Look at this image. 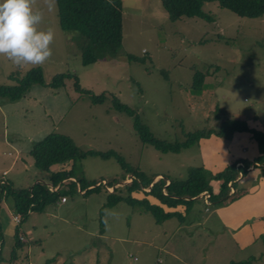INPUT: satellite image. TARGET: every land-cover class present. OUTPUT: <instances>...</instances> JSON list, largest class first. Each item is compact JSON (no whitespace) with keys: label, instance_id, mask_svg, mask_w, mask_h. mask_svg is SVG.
I'll return each mask as SVG.
<instances>
[{"label":"rangeland","instance_id":"obj_1","mask_svg":"<svg viewBox=\"0 0 264 264\" xmlns=\"http://www.w3.org/2000/svg\"><path fill=\"white\" fill-rule=\"evenodd\" d=\"M121 5L117 53L82 65L71 38L74 33L62 30L56 10L48 12L38 0L44 11L40 28L55 31L53 55L38 66H18L0 56V85H14L11 74L20 77L33 67L43 78L16 100L0 98V173L15 157V150L7 146L11 143L19 152L9 174L21 172L22 158L28 163L24 180L42 177L28 150L49 133L68 136L82 151L109 152L107 157L85 156L73 162L74 176L92 186L100 179L112 183L127 177L128 182L129 170L179 179L188 166L218 170L230 158L251 160L264 153V145L244 133L233 134L224 143L211 136L199 147L162 153L141 143L131 117L115 110L111 102L113 97L131 108L152 135L166 140L180 139L183 132L202 126L214 127L224 117L264 129V15L239 17L208 1L201 10L212 15V21L170 20L159 0H121ZM196 71L204 76L201 87L192 90ZM57 74L70 77L53 88L49 84ZM74 79L90 93L76 92ZM100 93L106 98L92 103L89 96ZM215 105L225 111L218 114V121H212ZM64 164L70 166L69 161ZM262 172V165L247 171L236 183L247 193L232 202L203 199L204 204L194 199L181 222L175 217L157 222L150 213L122 201L102 207L105 193L99 186L97 192L86 194L72 189L65 204L50 206L46 213L30 212L14 223L13 213L5 209L11 202L7 197L0 205V264H42L50 258H54L50 264H230L249 258L245 264H264ZM67 188L62 183L60 191Z\"/></svg>","mask_w":264,"mask_h":264},{"label":"trees","instance_id":"obj_2","mask_svg":"<svg viewBox=\"0 0 264 264\" xmlns=\"http://www.w3.org/2000/svg\"><path fill=\"white\" fill-rule=\"evenodd\" d=\"M160 6L166 13L168 19L175 20L180 17H198L212 21L213 16L203 12L201 5L204 2H215L219 7L225 8L239 17H255L264 15V0H159ZM57 23L62 30L73 32L71 36L76 41L77 51L82 65L91 64L104 58H112L117 53L121 44V0H56ZM129 59L136 60L128 55ZM142 62V61H140ZM201 72H194L192 76V90L201 87L203 78ZM15 83L12 86L0 85V98L10 101L16 100L31 84L42 83L43 78L38 67L27 70L22 76L11 74L9 76ZM64 77L68 74H57L50 82V86L56 88L62 84ZM74 89L78 93L88 95L89 90L79 87L77 80L73 82ZM92 103H101L106 96L103 93L90 95ZM112 107L117 111H123L132 119V127L143 144L151 145L155 150L166 153H177L181 149L192 145L199 147L201 140L211 136L228 142L233 134H249L257 144L264 145V129L258 130L249 127L245 120L228 118L218 121V114L225 113L224 109L214 106L211 113L212 121H218L214 127H205L183 132L180 139L166 140L157 138L148 128L140 122L134 111L111 98ZM256 118H253V120ZM263 151V150H262ZM32 157V165L38 172L45 174L43 180L28 182L25 186H13L7 181L0 185V205L5 198L10 199V210L13 215L24 219L30 212L43 213L47 207L54 206L60 197L67 196L72 189L97 192L102 186L105 193V201L102 207H109L117 202H124L137 209L139 212L150 213L155 221H161L175 217L182 221L183 215L189 212L190 205L194 199L200 198L203 202L202 193H207V200L212 203H221L225 200L233 201L244 194V190L237 188V181L245 175L247 168L264 166V153H259L251 160L242 157L230 158L218 170H210L203 165L188 166L183 178H169L162 175L152 181L157 173L150 177L130 171L131 179L121 185H115L120 181L98 183L92 186L84 179L76 178L73 174V162L85 156L107 157L109 152H97L92 150L82 151L75 146L72 140L63 134L49 133L36 141L28 150ZM117 159V155L113 154ZM69 161L68 169L52 171L49 167L53 164H60ZM236 163H240L236 165ZM256 164V165H255ZM255 165V166H254ZM264 174V172H262ZM159 174V173H158ZM73 178V180H71ZM127 177H123L121 182ZM62 183H66L67 190L60 191ZM227 183H229L227 185ZM48 185L56 187L49 190ZM91 186V187H90ZM105 186L111 187L107 191ZM232 187L233 191L229 192ZM146 189V190H144ZM80 192V191H79ZM204 203V202H203ZM205 204V203H204ZM18 221V222H19ZM19 237H15L12 249L18 247ZM14 252L10 253L11 260L14 259ZM54 258L44 261L42 264H50ZM252 258L243 261H231L230 264H245ZM13 264V263H10Z\"/></svg>","mask_w":264,"mask_h":264},{"label":"clouds","instance_id":"obj_3","mask_svg":"<svg viewBox=\"0 0 264 264\" xmlns=\"http://www.w3.org/2000/svg\"><path fill=\"white\" fill-rule=\"evenodd\" d=\"M42 3L48 12L57 9L56 0H42ZM37 5L38 0H0V56L7 57L18 66L42 65L53 55L51 45L55 31L40 28L44 11ZM230 188L229 192H232L233 188L232 191ZM107 191H111V187Z\"/></svg>","mask_w":264,"mask_h":264},{"label":"crops","instance_id":"obj_4","mask_svg":"<svg viewBox=\"0 0 264 264\" xmlns=\"http://www.w3.org/2000/svg\"><path fill=\"white\" fill-rule=\"evenodd\" d=\"M31 145H32V143H31ZM30 145V146H31ZM8 148H9V150L10 151H13V150H15V157L16 156H18V150L16 149V146L14 145V144H12L11 145V143H9L8 145ZM9 150L6 152V154L7 155H10V152H9ZM15 157H13L11 160H10V162H9V164H8V166H7V168H5V169H3L1 172H5V176H4V179L8 182V183H10L11 185H13V186H22V183H26L27 184V182H35V181H37V180H43V177L45 176V174L42 176V177H34V178H32V180L31 181H26V180H24V176L26 175V173H25V169L28 167V163H26L25 161H24V159H20V163H21V172L20 173H18L17 175H11V174H9V172H10V168L9 167H11V166H14V164H15V160L17 159V158H15ZM65 164L64 163H60V164H53V165H51L50 167H49V169L50 170H52V171H55V170H59V169H68L69 167L67 166V167H65L64 166ZM67 165V164H66ZM33 166V165H32ZM254 169V167L253 168H249V169H247V171H251V170H253ZM157 177H159V174L157 173V175H156ZM242 178V177H241ZM240 178V179H241ZM259 179L260 180H263V178H262V176H259ZM21 180V183L19 182ZM71 180H73V178H71ZM100 180H103V179H100ZM104 181V180H103ZM239 181V180H238ZM65 184V183H64ZM76 189L78 190V191H80L81 193L82 192H84V190H79V187H76ZM145 190V189H144ZM244 194H246L247 193V190H244ZM243 195V194H242ZM241 195V196H242ZM240 196V197H241ZM243 196H245V195H243ZM239 197V198H240ZM239 198H237V199H239ZM66 201H67V197L65 196V200L63 201V202H61L60 200L58 201V202H56V204L55 205H60V204H65L66 203ZM1 202H4V200H2ZM4 205V204H3ZM4 208H5V206H4ZM48 208V207H47ZM47 208L45 209V213H46V211H47ZM5 209H8V210H10V206L8 207V208H5ZM5 212H6V210H4ZM137 211V210H136ZM47 215H49L48 213H47ZM169 253V252H168Z\"/></svg>","mask_w":264,"mask_h":264},{"label":"built area","instance_id":"obj_5","mask_svg":"<svg viewBox=\"0 0 264 264\" xmlns=\"http://www.w3.org/2000/svg\"><path fill=\"white\" fill-rule=\"evenodd\" d=\"M237 164H238V163H237ZM4 174H5V172H2V173L0 174V185H4V184H5V180H4V177H3ZM101 183L104 184L103 181H102ZM228 184H229V183H227V185H228ZM48 189H49V190H54L55 187H52V186H49V185H48ZM105 189L108 190V187H105ZM230 190L232 191V188H230ZM202 197H203V199H204V201H205V200L207 199V197H208V194L203 192V193H202ZM60 201L63 202V201H64V197H60ZM11 219H12V221H13L14 223H18V221H19V217H18L17 215H12ZM19 239L21 240L22 237L19 236Z\"/></svg>","mask_w":264,"mask_h":264},{"label":"water","instance_id":"obj_6","mask_svg":"<svg viewBox=\"0 0 264 264\" xmlns=\"http://www.w3.org/2000/svg\"><path fill=\"white\" fill-rule=\"evenodd\" d=\"M123 182H120L119 184H122Z\"/></svg>","mask_w":264,"mask_h":264}]
</instances>
